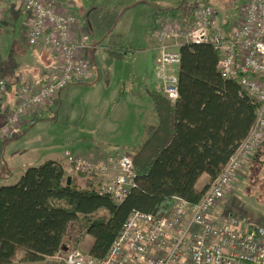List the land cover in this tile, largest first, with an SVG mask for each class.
<instances>
[{
    "label": "built area",
    "instance_id": "1",
    "mask_svg": "<svg viewBox=\"0 0 264 264\" xmlns=\"http://www.w3.org/2000/svg\"><path fill=\"white\" fill-rule=\"evenodd\" d=\"M66 0H0V17L14 4L31 13L27 41L41 45L60 60V72L43 82L15 85L17 103L9 109V83L0 80V139L11 134L35 107L52 100L73 82L92 78L94 68L86 49L88 36H74L77 18L63 8ZM217 8L200 0L191 21L163 23L153 32V72L160 90L171 100L179 97L181 48L213 43L224 79H237L256 106L255 123L201 199L193 205L174 196L169 216L134 210L123 223L103 258L82 249L51 257L50 264H264V225H245L237 216L222 219L214 209L227 199L231 183L243 165L264 144V0H248L239 25L230 31L216 27ZM66 172L109 177L98 190L120 203L136 186L133 159L119 152L103 160L66 152Z\"/></svg>",
    "mask_w": 264,
    "mask_h": 264
},
{
    "label": "trees",
    "instance_id": "2",
    "mask_svg": "<svg viewBox=\"0 0 264 264\" xmlns=\"http://www.w3.org/2000/svg\"><path fill=\"white\" fill-rule=\"evenodd\" d=\"M218 62L213 43L185 44L179 97L150 92L158 122L131 156L136 186L122 202L101 194L91 178L83 185L55 159L0 186V264L41 262L77 249L87 235L95 239L89 253L103 258L134 210L169 216L174 196L196 204L209 185L197 189L202 174H220L256 118L251 98L237 79L221 76Z\"/></svg>",
    "mask_w": 264,
    "mask_h": 264
},
{
    "label": "crops",
    "instance_id": "3",
    "mask_svg": "<svg viewBox=\"0 0 264 264\" xmlns=\"http://www.w3.org/2000/svg\"><path fill=\"white\" fill-rule=\"evenodd\" d=\"M199 1L66 0L63 8L74 13L77 18V25L73 35L75 37L79 35L88 36L86 54L92 62L94 74L89 80L69 84L60 92L56 100L52 99L32 109L23 118L19 127L9 136L0 139V167L3 156L7 157L9 155L13 157L16 150L17 152L22 150V153L19 154L18 158L11 161L14 166L18 165L23 158L25 163L28 161L29 151L24 152L23 150V138H26L28 133H30L36 121L43 124L51 123L52 141L56 143L58 135L63 134L67 142L72 144V153L78 155H91L89 157L95 159L94 155H96L98 158L104 159L110 154L117 153V151H126V148L134 149L135 151L145 139L146 126L149 124L155 125L158 122L155 107L150 97V92L154 89L145 87L139 90L135 86V81L140 82L145 79L147 84L150 82V78L146 74L149 73L148 69L151 68L150 66L154 68L156 39L153 37V32L163 23L169 21H191L194 9L199 4ZM247 1L211 0V3L218 11L216 16L217 26L223 30L230 31L239 25L242 21L244 6ZM222 12L221 17H223V20L221 21L218 17L219 13ZM225 23L228 26L224 25ZM30 26L31 13L25 9H17L14 4H10L7 11L0 17V80L5 79L9 83V89L5 95V105L9 109L14 108L17 103L15 96V85L17 83L25 81L43 82L51 74L60 72V60L50 50L45 49L41 45L31 46L28 43L27 33ZM119 28L120 32L118 31ZM119 36L120 41L118 43L116 39ZM104 49H109L104 53L105 55L111 51L110 53H117L134 59L132 60L133 63H126L120 66V69L123 68V71L120 72L122 84L120 87L119 80L116 93L107 92V89L103 88L100 95L104 100L108 98L109 102H111L110 105L113 106V109H116L112 115V120L114 121L118 119L121 102L127 101L134 105L137 116L140 118L138 140L135 138L134 132L133 135H130L121 129L120 139H117L118 135H112L108 123L109 116L98 105L97 101L94 102V97L90 102H84L83 108L78 104L70 103L73 91H77L75 94H80L84 91L87 94L94 87L105 86L107 82L109 84V80H106L107 75L109 76V67L101 69L95 55H92L93 53L97 55L98 51L101 50V53ZM147 64H150L148 69H146ZM109 85L112 84L110 83ZM158 89L160 90V84ZM120 93L121 100L119 99ZM50 114L52 117L48 118ZM112 125L114 127L115 123H112ZM86 126H92L96 129L106 128V132L100 133L96 141L90 145V142L87 141L88 137L78 133V128L83 129ZM24 130L26 131V136L22 134ZM44 131L49 133L51 130L45 129ZM7 147L9 148L7 149ZM9 151L10 153H8ZM46 155V160H58L57 157L60 156V153L57 146L54 147L52 152L46 153ZM51 155L54 156L49 157ZM63 166L65 168L66 164H63ZM20 167L22 169L15 171V175L12 173L7 175L8 173H6L1 176L0 186L17 183L26 171L23 164ZM0 171H2L1 168ZM99 178H103V181H105L109 177L102 176ZM210 182V175L207 173L202 174L196 185L197 189H203ZM226 202L227 199L214 209L215 214L222 219L227 218L221 214L223 213L222 210H228L229 212L230 206L229 204L226 205ZM228 215L230 216L231 214ZM94 240L93 236H86L83 244L86 246L87 251H89ZM50 260L51 257L36 263L16 260L10 264H45L44 262H50Z\"/></svg>",
    "mask_w": 264,
    "mask_h": 264
},
{
    "label": "rangeland",
    "instance_id": "4",
    "mask_svg": "<svg viewBox=\"0 0 264 264\" xmlns=\"http://www.w3.org/2000/svg\"><path fill=\"white\" fill-rule=\"evenodd\" d=\"M223 14L219 13V20H223V17H221ZM218 24L216 23V27ZM224 25H227L225 23ZM120 32V28L118 29ZM119 43V38L116 39ZM158 41H156L157 43ZM109 49H104L101 53L100 51L97 52V55L93 53L92 55H95L97 63L99 67L104 69L105 67H109V71L107 75L106 80H109L105 83V86H100L99 88L94 87L91 92H88L85 94V91L80 94H75L77 91H73L71 93L70 103H75L80 105L82 108L84 107V102H90V100L94 97V102H98V105L105 110L107 115L109 116L108 123L110 126V133L112 135H118L117 139H120V129L124 132L126 131L127 134L133 135L135 133V138L137 139L139 137V125H140V118L137 116V112L134 109V105L130 102H121L120 103V113L118 112L119 116L117 120H112L113 111L116 109H113V106L110 105L111 102H109V99L105 98L100 95L103 88L107 89V92L110 91L111 93H116V90L118 89V81L120 80V72L123 71V68L120 69L121 65H125L126 63H133L130 57H125V55L121 56L117 53H106ZM94 57V56H93ZM103 65V67H102ZM150 64H147L146 69H148ZM151 67V68H150ZM148 69L149 73L146 74L148 78H150L149 84L145 82V79L143 81L137 82L135 81V86L139 90L144 89L145 87L149 89H158L159 88V82L157 81L152 66H150ZM146 78V77H145ZM122 81L120 80V87H121ZM147 84V86H145ZM90 87V86H89ZM59 96V95H58ZM54 97L53 100L58 97ZM116 96V94H115ZM111 97V95H110ZM121 93H120V100H121ZM151 100V99H150ZM153 103V102H152ZM51 114L48 118H51ZM80 123V122H78ZM112 123H115V126L113 127ZM150 125V124H149ZM148 126V125H147ZM146 126V127H147ZM26 128V127H25ZM45 129H50L51 131L49 133H46L44 131ZM18 130V129H17ZM16 130V131H17ZM28 130V129H27ZM106 132V128H94L92 126H86L85 128L81 129L78 128V133L86 135L87 141L91 143L96 141V138L99 137L100 133ZM134 132V133H133ZM146 133V129H145ZM23 135L26 134V131L24 130ZM10 135V134H9ZM8 135V136H9ZM26 136V135H25ZM24 136V137H25ZM146 137V136H145ZM53 135H52V124L46 123L43 124L41 122L36 121L32 129L30 130V133L26 136V138H23L24 142V152L29 151L28 161L25 163L24 158L19 162L18 165L14 166L11 161L15 158L19 157V154L22 153L21 151L17 150L14 153V156H3V160L1 162V170L0 171V177L4 176V174L8 173L7 175H15V171L19 170L22 164L25 167L24 169H27L31 166H36L40 164L41 162L46 160V153L52 152L54 150V147L57 146L60 156L57 157L58 161L63 163L64 165H67L66 162V150L73 152L72 144L67 142V140L64 138L63 134L58 135L57 142L54 143L52 141ZM68 139V138H67ZM138 140V139H137ZM136 140V141H137ZM20 141V140H19ZM4 143V142H3ZM55 144V145H54ZM9 147H7L8 149ZM6 149V148H4ZM126 151H119L121 154H128L130 156L133 155L134 149L126 148ZM66 151V152H65ZM65 154L61 156V154ZM116 152V151H115ZM118 152V151H117ZM10 153V151L8 152ZM86 154V153H82ZM4 155V154H2ZM113 154H110V156ZM54 155H51L49 157H52ZM87 156V155H86ZM91 156V155H89ZM96 159L103 160V158H98L96 155H94ZM95 159V158H93ZM95 159V160H96ZM69 175L76 176L83 185L87 184L88 178H91L95 183H98L99 181H103V178H99L97 175L89 176L87 174L82 173H76V172H70ZM229 204V212L228 210H222L223 213H221L225 218H228V214H231L232 216H237L245 225H264V144H262L255 155L248 161L246 164L243 165L241 168L238 177L231 183L229 186L228 192H227V202L226 205ZM226 218V219H227ZM77 225H74L73 228L75 229ZM86 238V236H85ZM84 240L78 245L77 249H82L83 251H87L86 246L83 244ZM61 255H65L67 253H59ZM45 264H50L49 261L44 262Z\"/></svg>",
    "mask_w": 264,
    "mask_h": 264
},
{
    "label": "water",
    "instance_id": "5",
    "mask_svg": "<svg viewBox=\"0 0 264 264\" xmlns=\"http://www.w3.org/2000/svg\"><path fill=\"white\" fill-rule=\"evenodd\" d=\"M71 181H72V177L69 176V177H68V184H71Z\"/></svg>",
    "mask_w": 264,
    "mask_h": 264
}]
</instances>
